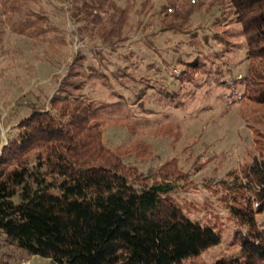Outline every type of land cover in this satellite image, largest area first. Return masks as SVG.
Wrapping results in <instances>:
<instances>
[{
    "label": "trees",
    "instance_id": "trees-1",
    "mask_svg": "<svg viewBox=\"0 0 264 264\" xmlns=\"http://www.w3.org/2000/svg\"><path fill=\"white\" fill-rule=\"evenodd\" d=\"M139 1L70 0L78 33L119 51L123 63L110 69L80 51L52 96L32 94L26 99L28 114L0 150V247L15 246L19 254L0 253V264L22 255L56 264H182L221 243L219 217L194 219L184 212L176 193L177 182L184 179L179 161L169 160L159 171L145 173L105 143V131L113 124L145 131L152 118L145 115L151 110L147 101L178 108L193 97L153 78L151 71L159 68L154 64H147V73L138 77L137 54L120 51L129 39L131 15ZM193 1L166 0L157 13L155 37L188 33ZM228 2L240 24L241 41L216 34L222 49H215L208 35L201 42L192 33L190 44L198 51L178 59L183 69L176 78L182 85L199 87L194 74H203L231 91L244 88L238 97L241 112L255 130L262 153L244 168L246 182L236 176L233 183L225 181L232 191L226 201L236 225L233 243L240 249L211 264H264V0ZM42 29H33L34 34L50 32ZM236 49L245 50L248 69L243 76L227 79L231 69L225 73L220 61ZM112 80L123 86L137 83L135 99L116 91ZM97 85L108 88L112 99L90 95L87 88Z\"/></svg>",
    "mask_w": 264,
    "mask_h": 264
},
{
    "label": "rangeland",
    "instance_id": "rangeland-1",
    "mask_svg": "<svg viewBox=\"0 0 264 264\" xmlns=\"http://www.w3.org/2000/svg\"><path fill=\"white\" fill-rule=\"evenodd\" d=\"M165 1L140 0L137 3L127 31L129 39L120 51L137 54L135 61L141 65L138 77L147 73V64H154L159 68L151 71L153 78L170 88L181 87L193 97L178 108L147 101L151 110L145 115L152 118L146 122L145 131L135 132L127 123H117L106 129L104 140L107 146L123 153L126 163L136 165L145 173L150 169L159 171L169 160L179 161L184 179L177 182L176 193L184 212L194 219L214 215L223 222L221 243L182 264H211L240 249L233 243L236 225L226 201L232 191H227L229 183L225 181L233 183L232 178L236 176L246 182L244 168L255 157H261L262 152L255 130L241 112L238 97L244 88L238 86L235 92L231 91L208 81L203 74H194L202 86L182 85L176 78L183 69L178 59L189 58V53L195 55L198 51L196 45L190 44L192 33H196L201 42H205L204 36L208 35L210 46L222 49L215 35H226L240 42L237 36L240 24L228 0H195L194 13L186 27L188 33L155 37L160 24L157 13ZM70 9V0H0V150L7 144V137L16 132L19 120L28 114L29 109L24 105L26 99L32 94L44 99L52 96L68 76L78 52L86 53L89 61L105 63L110 69H115V63H123L119 51H109L99 40L78 33L79 24L72 18ZM43 27H48L50 32L45 36L34 34L33 29ZM205 48L210 53L208 44ZM97 50L102 53L96 56ZM220 65L225 73L230 67L227 79L245 75L248 69L245 50L226 52ZM112 83L116 91L131 101L135 99L134 90L140 88L134 82H129L128 86L114 80ZM87 91L96 98L112 99L110 90L102 85L89 86ZM260 219L264 223V216ZM6 250L19 255L14 251L15 246L0 247V253ZM28 261L27 264H56L48 258L25 255L16 256L10 264Z\"/></svg>",
    "mask_w": 264,
    "mask_h": 264
},
{
    "label": "built area",
    "instance_id": "built-area-1",
    "mask_svg": "<svg viewBox=\"0 0 264 264\" xmlns=\"http://www.w3.org/2000/svg\"><path fill=\"white\" fill-rule=\"evenodd\" d=\"M27 263H29V261L28 262H23V264H27Z\"/></svg>",
    "mask_w": 264,
    "mask_h": 264
}]
</instances>
